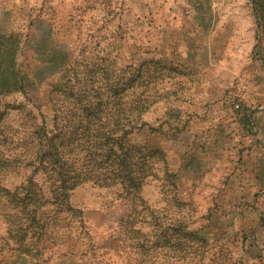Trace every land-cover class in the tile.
<instances>
[{"label":"rangeland","instance_id":"374dc122","mask_svg":"<svg viewBox=\"0 0 264 264\" xmlns=\"http://www.w3.org/2000/svg\"><path fill=\"white\" fill-rule=\"evenodd\" d=\"M208 4L0 0V40L15 36V63L37 79L31 100L0 95V111L50 126L89 79L139 68L146 109L129 141L154 156L134 199L85 181L64 212L37 201L35 221L4 197L30 191L31 168L0 170V264H264V0ZM50 57L66 70H41Z\"/></svg>","mask_w":264,"mask_h":264},{"label":"trees","instance_id":"16d2710c","mask_svg":"<svg viewBox=\"0 0 264 264\" xmlns=\"http://www.w3.org/2000/svg\"><path fill=\"white\" fill-rule=\"evenodd\" d=\"M17 46L15 36L5 42L0 40V95L21 92L25 100H31L37 79L33 76V80H25L20 64L14 61ZM68 63L50 57L40 69L59 73L66 70ZM132 69L118 80L104 77L94 85V80L89 79L86 88L71 96L77 106L52 110L50 126L38 123L29 109L21 107L23 116L13 107L0 111V170L31 168L25 184H21L30 191L22 194L4 188V197L18 205L26 220L38 219L40 199L52 198L53 202L48 203L66 211L68 191L85 181L118 186L119 196L126 200L137 197L154 156L144 146L129 141V136L142 128L146 109L141 86L147 73ZM43 79H38V84ZM10 110L15 112L14 118ZM38 174L42 175L40 179L35 176ZM42 185L48 187L50 195L43 194ZM27 203H31L29 209L25 207ZM57 215L54 210L52 217Z\"/></svg>","mask_w":264,"mask_h":264},{"label":"crops","instance_id":"0c3cea01","mask_svg":"<svg viewBox=\"0 0 264 264\" xmlns=\"http://www.w3.org/2000/svg\"><path fill=\"white\" fill-rule=\"evenodd\" d=\"M199 1H202L203 2V4L205 5V2H207V4L205 5V10H207L209 13L211 12L210 11V5L208 4V2L210 3V0H199ZM258 2V1H257ZM259 6H260V4H259ZM259 6H255L256 8L254 9V12L256 13L257 12V14L258 15H260V14H263L264 13V8H262V7H259ZM200 7V6H199ZM201 7H202V5H201ZM200 7V8H201ZM197 13H200L199 11L197 12ZM257 15V16H258ZM200 14H198L197 16H196V19L197 20H200ZM256 19V18H255ZM260 18L259 17H257V19L255 20V24H256V29L258 30V28H262V24L260 23ZM258 222H259V219H258ZM251 238H252V235H251ZM253 241L255 240V236H254V239H252ZM249 245H251L250 243H249ZM254 246H255V244H253Z\"/></svg>","mask_w":264,"mask_h":264}]
</instances>
